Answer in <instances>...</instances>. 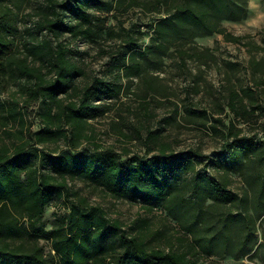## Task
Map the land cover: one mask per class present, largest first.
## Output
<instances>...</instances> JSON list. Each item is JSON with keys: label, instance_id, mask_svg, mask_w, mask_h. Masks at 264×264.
<instances>
[{"label": "rangeland", "instance_id": "rangeland-1", "mask_svg": "<svg viewBox=\"0 0 264 264\" xmlns=\"http://www.w3.org/2000/svg\"><path fill=\"white\" fill-rule=\"evenodd\" d=\"M57 1L63 22H75L61 4L67 0ZM155 1H81L88 24L99 35L86 40L64 31L58 36L72 49L70 59L83 70L73 79L78 90H69L67 98L78 100L80 88L95 84L96 78L117 91L92 101L97 111L105 108V112L96 111L88 119L93 138L81 140L74 150L88 154L112 146L124 158L146 155L148 147L157 153L166 143L188 158L193 168L170 169L165 177L172 192L148 199L117 197L78 177L67 183L118 219L129 235L141 231L148 246L191 249L196 264H264V117L245 123L227 108L223 112L219 108L229 85L251 84L247 49L195 25L188 12L190 7L200 8L198 0H160L158 9ZM3 4L13 12L18 32L7 29L5 33L16 46L21 47L23 37L56 41L46 28L35 27L45 0H0V11ZM221 4L217 0V6ZM244 11L242 18L227 19L221 16L224 9H219L211 18L233 34L253 35L264 46L259 34L264 28V0H247ZM27 28H34L32 34L25 32ZM23 83L18 78L0 80V100L8 106L27 104L25 118L38 130L40 99L31 100ZM230 120L241 129L238 137L228 134L235 131ZM17 127L11 122L7 128ZM8 139L0 125V143ZM39 147H56L59 152L69 146L60 140ZM219 187L226 192L220 193ZM157 205L166 213L156 212ZM66 211L63 198L54 199L45 208V227L55 225L58 215ZM40 243L47 249L45 240Z\"/></svg>", "mask_w": 264, "mask_h": 264}, {"label": "trees", "instance_id": "trees-1", "mask_svg": "<svg viewBox=\"0 0 264 264\" xmlns=\"http://www.w3.org/2000/svg\"><path fill=\"white\" fill-rule=\"evenodd\" d=\"M81 1L87 0L61 3L76 18L75 22L64 23L58 1L45 0L35 27L46 28L56 41L23 37L20 48L5 33L7 29L18 32L12 9L3 4L4 10L0 11V80L18 78L25 82L23 86L31 100L40 99L38 115L42 125L35 130L26 120L27 104L8 106L0 100V125L9 137L0 143V264H196L191 249L148 246L141 231L129 235L118 219L110 218L102 206L89 203L67 183L69 178L78 177L117 197L148 199L172 192L165 177L170 169L193 168L188 158L176 154L166 143L160 144L157 153H151L153 149L148 147L146 155L124 158L112 146L95 148L88 154L74 150L81 140L93 138L87 129L88 119L96 115L98 105L92 101L117 94L113 87L96 78L95 84L80 88L78 100L67 98L69 90H78L73 79L83 70L70 59L72 49L58 36L68 31L74 38L92 40L100 33L88 24ZM198 2L199 9H189L190 20L209 33L222 34L224 40L245 46L249 54L251 84L229 85L220 111L227 108L234 118L256 123L264 117V46L256 43L253 35L233 34L211 18L219 9H224L222 18H242L247 0H221V6H217V0ZM154 4L158 9L160 0ZM32 30L27 28L25 32L32 34ZM155 30L160 35L159 27ZM259 34L264 37V28ZM247 37L251 40L245 41ZM181 58L183 64L185 59L182 55ZM133 67L138 70L136 63ZM62 93H67L66 97H61ZM97 112L103 114L105 108ZM11 122L18 127L7 128ZM229 122L234 127V121ZM240 132L235 129L228 134L238 137ZM148 136L154 138L152 132ZM60 140L68 144V149L58 152L56 147H39ZM219 190L226 192L222 187ZM56 198H63L67 211L47 229L43 220L45 208ZM154 209L166 213L161 205ZM41 239L46 241L47 249Z\"/></svg>", "mask_w": 264, "mask_h": 264}]
</instances>
